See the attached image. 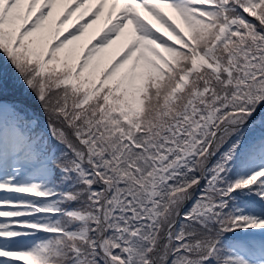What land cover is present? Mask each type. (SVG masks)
<instances>
[{
	"label": "snow or ice",
	"instance_id": "obj_1",
	"mask_svg": "<svg viewBox=\"0 0 264 264\" xmlns=\"http://www.w3.org/2000/svg\"><path fill=\"white\" fill-rule=\"evenodd\" d=\"M0 264H264V0H0Z\"/></svg>",
	"mask_w": 264,
	"mask_h": 264
},
{
	"label": "trees",
	"instance_id": "obj_2",
	"mask_svg": "<svg viewBox=\"0 0 264 264\" xmlns=\"http://www.w3.org/2000/svg\"><path fill=\"white\" fill-rule=\"evenodd\" d=\"M11 71H12V70L9 68V69H8V72H9L10 74H11Z\"/></svg>",
	"mask_w": 264,
	"mask_h": 264
},
{
	"label": "rangeland",
	"instance_id": "obj_3",
	"mask_svg": "<svg viewBox=\"0 0 264 264\" xmlns=\"http://www.w3.org/2000/svg\"><path fill=\"white\" fill-rule=\"evenodd\" d=\"M91 31V30H90Z\"/></svg>",
	"mask_w": 264,
	"mask_h": 264
}]
</instances>
